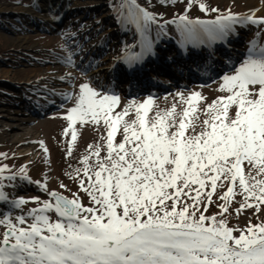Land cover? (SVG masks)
Segmentation results:
<instances>
[{"label":"snow or ice","instance_id":"obj_1","mask_svg":"<svg viewBox=\"0 0 264 264\" xmlns=\"http://www.w3.org/2000/svg\"><path fill=\"white\" fill-rule=\"evenodd\" d=\"M195 2L188 0L185 13ZM198 6L205 12L219 11L202 2ZM127 16L144 32L156 19L136 0H128ZM236 23L264 24V18H178L184 44L229 40ZM144 52L153 54L151 41L145 40L143 52L128 57L130 71L142 65ZM222 79L221 90L229 95L205 109L208 119L199 132L200 93L187 98L177 94L186 105L182 114L174 104L171 110L149 115L152 98L116 112L118 95L81 84L67 119L71 125L92 123L106 129L104 143L90 145L80 161L83 169H76L79 188L92 206L84 207L77 193L69 199L40 185L50 198H32L40 207L15 217L0 212V227L5 229L0 264H264V223L233 229L223 218L237 195L244 199L236 214L248 208L259 213L264 205V48ZM70 130L76 141L75 129ZM223 188L227 191L220 195L218 189ZM214 195L222 201V218L205 214ZM0 202L21 209L30 201L10 200L0 184ZM47 213L60 219L53 221ZM235 231L241 234L235 236Z\"/></svg>","mask_w":264,"mask_h":264},{"label":"rangeland","instance_id":"obj_2","mask_svg":"<svg viewBox=\"0 0 264 264\" xmlns=\"http://www.w3.org/2000/svg\"><path fill=\"white\" fill-rule=\"evenodd\" d=\"M49 1L0 0V26L3 29L0 31V119L5 120L6 116L13 118L5 122L15 128L9 136L5 131H0V168L6 167L5 171L0 172V184L4 186V191L9 198L25 197L30 201L21 209L12 211L13 217L20 214L26 215L30 209L41 206L40 203L33 202L32 198L39 197L40 201L50 198L47 192L34 190L35 185L33 188L20 178L4 179L7 174L19 177L27 175L32 179L38 176L36 177L38 180L46 181L48 191L59 192L69 199L73 198V193H77L82 197L79 199L82 204L84 203V207L92 206L87 194L79 188L80 180L76 178V169H83L80 161L91 151L90 145L104 143L101 137L106 136V129L103 125L96 126L92 123L77 122L71 125L67 119L69 110L76 104L79 86L89 83L93 87L101 86L105 92L109 93L107 90L109 84L105 85L104 81H100L104 75H94L97 70L118 58L124 61L126 54L131 50H144L145 40L151 41L153 46L156 45L154 44L156 37H170V33L175 34L176 40H183L178 18L184 15V12L161 23L151 22L147 31L144 32L137 29L135 24L126 23L124 19L123 26L118 24L122 15H127V0H64L58 17L55 12L59 10L58 6L62 0ZM55 1V9L52 10L50 3ZM213 1L224 5L235 3L233 5L237 6L236 8L242 9L238 13L240 15L257 12L264 16V0ZM70 18L74 20L65 23ZM169 21H177V23H167ZM238 26L239 24L236 25ZM244 32H249L250 37L256 41L264 39V25ZM240 34H242V41L245 33ZM97 45L102 46L101 51L95 50ZM159 47L163 48V46ZM154 50L163 54L161 49ZM242 63L229 73L221 74L211 83L190 84L189 87L173 86L177 92L172 94L166 92L151 96L121 91L115 111H122L132 102L142 103L152 98L153 104L150 106L149 115H154L157 111L163 113L171 110L174 104L176 112L182 114L186 105L177 94L182 93L187 98L192 93H200L201 100L198 103L193 102L196 103L199 116L195 131L199 132L203 121L208 119L205 109L218 98L229 95L227 91L221 90L222 77L235 74V69ZM161 80L165 84L170 81L163 77ZM27 83L37 84L33 89L35 92L46 91L40 86L42 84H58L60 87H67L66 90L72 89L73 98L63 109H51L35 117L21 104ZM39 93H43L44 96L48 94L47 92ZM230 113L234 114L235 108L230 109ZM179 118L177 115V121ZM127 119L132 120L134 116H129ZM1 128L3 126H0ZM70 128H74L77 133L76 141L71 139ZM23 133L27 134L28 141L33 142L16 145L17 137ZM121 139L122 135L118 132L116 140ZM45 147L49 148V154L44 153ZM5 148L8 150L6 151ZM101 154L104 155L103 152ZM20 161L29 164L20 165ZM31 183L34 181L32 180ZM62 184L66 187L62 188ZM223 190L226 191V188ZM243 199L237 195L231 205L238 206ZM7 205L0 202V212H6L3 207ZM211 212L210 206L205 214L209 216ZM47 214L53 221L60 219L55 213ZM254 218L264 219V205L260 206L259 213L256 208L246 209L240 224L246 228L250 223L257 225L253 222ZM30 222L31 218H29ZM4 230V227H0V237Z\"/></svg>","mask_w":264,"mask_h":264},{"label":"bare ground","instance_id":"obj_3","mask_svg":"<svg viewBox=\"0 0 264 264\" xmlns=\"http://www.w3.org/2000/svg\"><path fill=\"white\" fill-rule=\"evenodd\" d=\"M52 0H50L49 2H51ZM63 1L64 0H62L61 1V3L59 4V6H58V11H57V13L59 14L60 12H61V10H62V8L63 7H61V4H63ZM56 3V1L55 2H53V3H50V6H51V9L53 10V9H55V6L56 5H54ZM57 14V15H58ZM252 15L253 16H260V14H258L257 12H254V13H252ZM112 30H113V28H112ZM237 38H238V36L236 35V36H232L231 35V37H230V40L231 41H233V42H238L237 41ZM163 41L165 42V47H163V48H160L161 50H165V49H168V48H172L173 46H174V44L171 42V41H169V40H167V39H163ZM217 43V42H216ZM183 44V43H182ZM216 45V44H215ZM185 52V55H186V57H187V59H185V61L184 60H181L179 57H184V55L180 52V51H178V52H175V53H173V55L171 54V55H169V56H171V57H173L172 59H167V58H169V57H167L166 55H162L159 51H156V50H152V55H150V56H153V55H155L157 58H159V59H167V60H164L163 61V63L164 64H161V65H163V66H161V65H159V64H152V63H150L149 64V68H143V70H148V69H150V68H152L151 70H158V71H160V72H163V73H166L165 75H168V76H170L169 74H171V71H170V69H169V63L170 62H182L183 64H182V66L183 65H185L187 62H190V61H195L193 58H190V53L191 52H188V51H184ZM159 62H161V60H159L157 63H159ZM162 63V62H161ZM215 63H216V61H215ZM114 65H113V62H110L108 65H106V66H103L102 68H100L99 70H97V72H95V74L94 75H100V74H105V73H110L111 71H113L114 70ZM187 68V66H184V69H186ZM142 70V69H141ZM138 72H140V70H138L137 72H133V73H138ZM188 75H187V72H186V77H187ZM175 78V77H174ZM26 79V78H25ZM27 79H29V78H27ZM130 79H132V75H130V76H128L127 77V79L125 80V81H128V80H130ZM138 79L139 80H141V81H143V82H145V84H146V86L148 85V82L147 81H145V75H144V71H141L140 72V74H139V76H138ZM120 80H121V78H120ZM119 80V81H120ZM16 82H18V80H15ZM5 118V120L6 121H11L13 118H10V117H8V116H6V117H4ZM5 120L3 119V120H1L0 119V126H3V128H1L0 129V131H5L6 132V135L7 136H9V135H11L12 134V132L15 130V128H13V127H10L8 124H7V122H5ZM27 134H25V133H23V134H20L18 137H17V140H16V145H20V144H24V143H29V142H33V141H28V139H26V136Z\"/></svg>","mask_w":264,"mask_h":264},{"label":"trees","instance_id":"obj_4","mask_svg":"<svg viewBox=\"0 0 264 264\" xmlns=\"http://www.w3.org/2000/svg\"><path fill=\"white\" fill-rule=\"evenodd\" d=\"M144 3H149L148 5H150V1L151 0H142ZM157 1V3H167L168 1H170V0H156ZM184 1V2H183ZM181 0V3H182V5L183 4H188V0ZM204 3L209 9H212L215 5H214V1L213 0H196V2L193 4V5H196V4H198V3ZM153 12L154 13H158L159 15H163V16H167V15H169V13H171V11H169V10H165L164 8H161L160 6H155V7H153ZM210 11V10H209ZM0 31H2V27L0 26ZM218 218H222L220 215H216ZM228 216L230 217V218H232L233 220H237L238 218H239V216L238 215H224V217L223 218H226V219H228Z\"/></svg>","mask_w":264,"mask_h":264}]
</instances>
